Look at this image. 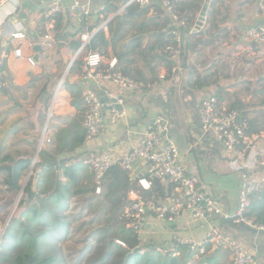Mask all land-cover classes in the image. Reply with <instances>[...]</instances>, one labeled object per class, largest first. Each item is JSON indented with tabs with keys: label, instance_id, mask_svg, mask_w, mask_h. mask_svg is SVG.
<instances>
[{
	"label": "crops",
	"instance_id": "1",
	"mask_svg": "<svg viewBox=\"0 0 264 264\" xmlns=\"http://www.w3.org/2000/svg\"><path fill=\"white\" fill-rule=\"evenodd\" d=\"M18 1L19 10L11 17V22L6 25V28L13 27L14 22L21 21L27 36L22 39H15L9 35L0 36V58L3 62L0 68L4 66V71H2L4 77L1 78L0 90L7 95L9 90L2 86L4 82L13 87L25 84L27 81L36 83L40 81V77L49 72L47 76L53 80V85H57L58 82L57 91H60L58 101L56 98L51 125V134L55 143L54 152L59 146L68 149L84 135L83 92L87 82L82 78L81 73L84 59L91 50H82L76 58L75 70L72 72L68 70L63 78L57 73L60 68L58 65L62 68L74 58L78 50L73 48V42L77 41V31H86L89 26L96 23L97 19L101 18L97 10L105 3V0H92L93 15L82 19L70 13L73 0ZM56 1L64 7V12L57 19V23L60 22L62 25L60 40L53 48L54 50L37 51L34 45L45 31L40 22L41 13L46 6ZM81 1L87 2L88 0ZM198 1H201V4L204 2V0ZM116 2L120 4L121 0H116ZM192 2L193 0H184L180 3L183 12L193 15V21L188 27L191 26V32L195 33L186 35L184 43L203 36H206L208 43L199 40L195 44L191 42L189 47L186 45L187 48L184 51L186 65L183 66L181 59L177 62L166 58L162 52L164 48L150 49L156 43V37L160 31L167 35L172 34L171 29L174 28V22L170 14L166 11L157 13L151 8L145 16L137 18L133 25H136L137 33L143 36L144 55H139L135 51L122 59L118 58V54L125 49L124 47L133 37H129V27L124 41L116 45L114 49L112 46L106 49L103 55V65L106 66L113 58H116L122 70H126L135 78L150 81L152 85L142 92L123 94V107L126 113L119 121L107 123L97 137L86 138L83 144L72 152L62 150L56 156L61 158L82 154L86 158L90 152L105 150H112L119 156L123 155L137 144L151 121L157 115L163 114L170 123L169 138L179 147L182 162L187 171L198 176L199 186L215 197L224 213L232 214L238 205L241 173L245 170L261 173L264 168L258 167L250 159L242 162L230 157L216 133L212 130L206 131L201 127L199 116L201 100L227 84L221 77L201 71V67L207 68L204 66L211 59L221 58L222 62H236L240 56L241 63H243L241 69L248 71L249 66L264 61V58L255 61V56L245 39L246 30L254 23L264 20V0H213L203 26L196 32L194 29L200 11L196 14L193 11H184ZM2 12H0L1 17ZM145 19L148 23L144 31H139L137 25ZM105 33L109 36V32ZM146 33L149 34L148 37H144ZM19 46L23 49L24 57L22 58H17L13 54V49ZM197 50H200V56H197ZM36 54H38L39 63L30 65L26 61V56L31 55L34 58ZM195 56L200 59L197 64ZM168 62H172V67L177 66L175 72L171 70ZM212 71L214 72V69ZM161 75L165 77L161 78ZM237 78L235 77L234 80ZM60 81L62 83L59 85ZM106 86L111 87L112 84L106 82ZM224 90L230 91L229 88H224ZM224 94L226 93L222 94V100L224 104H227ZM109 114L110 107L105 105L103 107L104 118L107 119ZM259 133L262 134L261 141L264 142L263 126ZM88 169L92 174L90 167ZM132 176L134 174H131ZM168 188L169 185L166 182H160L158 189L163 191H154V194L158 195L157 197H164ZM214 224L219 225L240 245L253 252L260 264H264V229L251 227L244 223H235L231 218L223 216L209 221L195 218L188 211H184L174 220L165 222L148 214L143 220L139 236L143 245L165 244L175 236L196 244H205L203 254L191 251L187 246L185 250L180 251L183 255L191 253L187 264H232L231 253L228 250L215 248L205 243L207 232Z\"/></svg>",
	"mask_w": 264,
	"mask_h": 264
},
{
	"label": "built area",
	"instance_id": "2",
	"mask_svg": "<svg viewBox=\"0 0 264 264\" xmlns=\"http://www.w3.org/2000/svg\"><path fill=\"white\" fill-rule=\"evenodd\" d=\"M184 0H121L120 4L109 12H106L105 3L99 7L97 13L101 21L93 30L77 31L76 38L81 45L76 55L68 64V70L82 50L90 42L93 35L104 30L108 32V23L121 16L130 5L146 7L159 4L168 12L174 22L172 35L175 42L168 43L164 48L166 56L173 61H180L183 55L184 38L183 30L193 21L191 13H185L180 8ZM92 0L82 2L73 0L70 5V13L79 19L93 15ZM7 8L5 11L3 9ZM19 10L18 0H0V36H11L22 39L27 36L21 21L14 22L13 27L6 28L11 22V17ZM64 12L63 5L56 1L46 6L40 22L45 31L36 42L44 50H50L57 46L60 38L56 34L58 17ZM250 50L254 56L264 58V20L251 25L245 32ZM13 54L17 58L24 57L22 47H15ZM30 65H36L31 55L26 56ZM104 56L98 51H91L84 59L82 65V78L87 82L83 92V105L85 108L83 128L85 137L92 139L97 137L107 123H116L125 115L123 94L142 92L152 84L129 76L117 67V59L113 58L105 69H102ZM3 62L0 58V67ZM173 72L177 66L172 67ZM3 72L0 68V82ZM165 75H161L164 78ZM106 82L114 87H107ZM62 83L60 81L59 85ZM103 92L108 102L101 100ZM114 101H111V100ZM110 107L108 118L103 116V107ZM51 116V115H50ZM199 116L201 127L206 131H214L223 145L225 152L232 158L242 162L249 159L258 167L264 168V142L262 134L250 131L248 117L241 116L239 110L230 108L215 94L203 98L199 104ZM170 123L163 114L157 115L142 134L137 144L125 152L117 155L112 150L90 152L85 158L92 172L95 193H101L102 181L105 173L113 166H120L128 171L134 183L130 191V203L124 209L123 215L130 221L129 226L134 230H140L145 216L154 215L165 222L174 220L184 211H188L193 217L212 221L218 216L231 218L235 223H244L251 227L264 229L258 225L247 213L249 212L253 195L264 187V170L261 173L245 170L241 173V185L238 193V205L234 213H224L218 205L215 197L199 186L197 175L189 173L182 162L179 147L169 138ZM48 127L45 126L38 140V153L51 142ZM31 166L29 176L33 174ZM155 181L166 182L169 190L164 197H157L152 191ZM205 243L215 248H224L231 253L232 264H260L256 255L246 247L240 245L236 239L225 233L217 224L211 226L207 232ZM186 245L189 250L203 254L205 244H196L192 241L175 236L165 244H158L156 250L163 254L176 256L180 253V246Z\"/></svg>",
	"mask_w": 264,
	"mask_h": 264
},
{
	"label": "trees",
	"instance_id": "3",
	"mask_svg": "<svg viewBox=\"0 0 264 264\" xmlns=\"http://www.w3.org/2000/svg\"><path fill=\"white\" fill-rule=\"evenodd\" d=\"M105 5V11L109 12L119 4L116 0H105ZM201 7V1L193 0L184 11H193L196 14L201 10ZM151 8L157 13L165 11L156 3L146 7L130 5L121 16L108 23L109 36H106L104 30L96 32L85 49L98 51L102 55L106 53L105 51L109 46L114 49L116 45L125 40L128 32L127 28L135 24L137 18L145 16ZM100 19H97L96 23L89 26L87 30L91 31L97 27L101 21ZM147 23V19L142 20L137 25L139 31H144L143 29ZM55 30L57 36L60 37L62 33L60 22L57 23ZM191 30L190 27H186L183 34L194 35L195 33H192ZM142 38L141 34H134L130 43L118 54V58L122 59L135 51L143 56ZM201 41L208 43L207 40ZM171 42H175L174 36L160 31L157 34L156 43L150 49L156 47L163 49ZM184 44L185 49L192 43L186 42ZM80 45V40L73 42L75 50ZM164 55L168 58L165 53ZM76 63L77 60L70 67V72L75 70ZM168 64L172 69V62H168ZM185 65L186 61L183 63V66ZM117 67H119L118 61ZM1 70L4 71V66ZM121 71L132 76L126 70L121 69ZM222 93L223 88H219L214 94L223 101ZM230 108L239 110L241 116L247 117V109L241 102H233ZM249 121L251 132L259 133L261 126L264 127V122L262 123L261 120L249 119ZM85 139L84 131V135L78 138L68 149L59 146L55 152L46 148L40 151L42 158L40 162L41 171H39L36 182L35 199L31 203L27 195L28 190L33 187V177L25 186L17 211L12 215L2 234L0 264H58L59 259L57 256L48 252L47 242L61 239L68 234L71 222L64 220L61 214L69 209V201L72 198H77L78 201L81 200L90 211H93L97 220H102V223L91 232V236L97 235L99 241L95 254H92L90 250L92 245L86 247V251L82 250V255L90 254L88 259L84 261L80 258L77 264H187L191 253H188V255L179 253L172 256L171 254L158 252L155 245H143L139 232L128 225L130 221L123 215V212L130 203L129 193L135 186L128 171L118 165L111 167L103 178L101 193L97 194L95 193L93 181H91L92 174L89 172V165L85 162V157L82 154L61 158L56 156L62 150L72 152L76 147L83 144ZM1 162H4L0 165V172L5 176V184L9 188L19 191L21 179L31 166V159L24 156L13 158L6 155L1 159ZM85 180L87 183L84 182ZM159 187L160 182L155 181L152 191L147 194L157 192ZM159 191L162 192L163 190ZM247 214L254 219L256 224L264 226V187L253 195ZM185 249L186 245H181L179 248L180 251Z\"/></svg>",
	"mask_w": 264,
	"mask_h": 264
},
{
	"label": "rangeland",
	"instance_id": "4",
	"mask_svg": "<svg viewBox=\"0 0 264 264\" xmlns=\"http://www.w3.org/2000/svg\"><path fill=\"white\" fill-rule=\"evenodd\" d=\"M129 27V37H132L135 31L138 34L136 25ZM190 28L192 27L190 26ZM148 35L146 33L144 37H148ZM181 37H186V34L182 32ZM199 40H207V38L206 36L194 38L190 42L196 43ZM197 52V56H200V50ZM197 56H195L196 64L200 61ZM105 59L107 60V58ZM220 59L207 61L204 66L207 68L201 67V71L212 73L215 77H221L227 83L223 85V93H226L224 98H226L227 104L225 105L230 107L233 102L239 101L246 107L249 119L264 121V61L257 62L249 66L248 71H244L241 69L243 63H241L240 56L236 62H222ZM260 59L262 58L255 56V61ZM106 66L103 65L102 69H105ZM58 67L60 68L57 73L58 75L61 74V78H63L68 73V63L62 68L61 65ZM49 74L47 72L46 75L40 77L39 82L27 81L17 87L4 82L2 86L9 90L7 95L0 90V165L4 163L1 162V159L6 155L13 158L29 157L31 166L35 162L32 168L33 174L28 175L31 171L30 166L22 177L21 188L33 179L37 171H41L40 162L42 158L40 152L37 161H35V156L38 152V140L45 126L48 127V134L52 141L47 143L43 149L46 148L51 151L55 149L51 125L56 98L58 101L60 91H57L58 82L57 85H53V80L47 76ZM235 77L238 78L234 80ZM224 88H229L230 91H225ZM4 177V174L0 172V236L7 226V221L17 211L19 201L24 194V192L20 194L21 188L19 191L9 188L4 182ZM84 182L87 183L86 180ZM17 202L18 204L12 212ZM61 215L64 220L71 222L68 234L61 239L47 242L48 252L57 256L58 264H77L80 258L86 261L90 254L82 255V250L86 251V247L92 245L90 250L92 254H95L99 241L97 235L91 236V232L102 223V220H97L93 211H90L77 198H72L69 201V209L62 212Z\"/></svg>",
	"mask_w": 264,
	"mask_h": 264
},
{
	"label": "water",
	"instance_id": "5",
	"mask_svg": "<svg viewBox=\"0 0 264 264\" xmlns=\"http://www.w3.org/2000/svg\"><path fill=\"white\" fill-rule=\"evenodd\" d=\"M212 2H213V0H204V2L202 4V7H201V10L199 12L196 24H195L194 32L200 30L201 27L203 26V24H204V22L206 20L207 12H208ZM34 49L37 50V51L43 50L42 46L39 43H36L34 45ZM34 58L36 60V63H39L38 54H36V56ZM185 60H186V55H184L183 58L181 59V63L183 64ZM101 100L103 102H108L109 101V99L107 98V96L103 92H101ZM111 101H114V100L112 99ZM38 175H39V171H37L34 174L33 187L31 189H29L28 192H27L28 198H29L31 203L34 201L35 196H36V182H37V179H38ZM24 188H25V185L21 188L20 194L24 192ZM8 221H7V223H8ZM7 223H6V225H7ZM2 234H3V232H2ZM0 237H2V235Z\"/></svg>",
	"mask_w": 264,
	"mask_h": 264
},
{
	"label": "bare ground",
	"instance_id": "6",
	"mask_svg": "<svg viewBox=\"0 0 264 264\" xmlns=\"http://www.w3.org/2000/svg\"><path fill=\"white\" fill-rule=\"evenodd\" d=\"M37 158H38V155H36V156H35V161H37ZM17 204H18V202L16 203V205H15V207H14V209H13V210H15V208H16V206H17ZM13 210H12V211H13ZM10 216H11V215H10Z\"/></svg>",
	"mask_w": 264,
	"mask_h": 264
}]
</instances>
